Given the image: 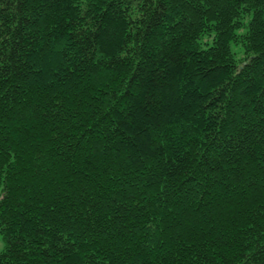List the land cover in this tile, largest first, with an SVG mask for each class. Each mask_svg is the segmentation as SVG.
Here are the masks:
<instances>
[{
  "label": "trees",
  "instance_id": "trees-1",
  "mask_svg": "<svg viewBox=\"0 0 264 264\" xmlns=\"http://www.w3.org/2000/svg\"><path fill=\"white\" fill-rule=\"evenodd\" d=\"M0 264H264V0H0Z\"/></svg>",
  "mask_w": 264,
  "mask_h": 264
},
{
  "label": "rangeland",
  "instance_id": "rangeland-1",
  "mask_svg": "<svg viewBox=\"0 0 264 264\" xmlns=\"http://www.w3.org/2000/svg\"><path fill=\"white\" fill-rule=\"evenodd\" d=\"M2 248V242H1V239H0V249Z\"/></svg>",
  "mask_w": 264,
  "mask_h": 264
}]
</instances>
